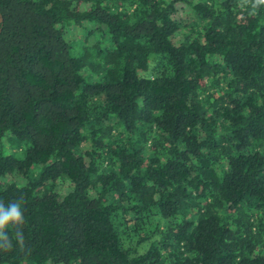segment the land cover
Wrapping results in <instances>:
<instances>
[{
    "label": "trees",
    "instance_id": "trees-1",
    "mask_svg": "<svg viewBox=\"0 0 264 264\" xmlns=\"http://www.w3.org/2000/svg\"><path fill=\"white\" fill-rule=\"evenodd\" d=\"M255 4L0 0V264H264Z\"/></svg>",
    "mask_w": 264,
    "mask_h": 264
},
{
    "label": "clouds",
    "instance_id": "clouds-1",
    "mask_svg": "<svg viewBox=\"0 0 264 264\" xmlns=\"http://www.w3.org/2000/svg\"><path fill=\"white\" fill-rule=\"evenodd\" d=\"M258 5H264V0H256L253 6L255 9ZM24 198L19 200H12L5 204L0 200V245L10 249L12 247L11 239L8 229H14L15 239L24 245V224L25 217L22 209Z\"/></svg>",
    "mask_w": 264,
    "mask_h": 264
},
{
    "label": "rangeland",
    "instance_id": "rangeland-1",
    "mask_svg": "<svg viewBox=\"0 0 264 264\" xmlns=\"http://www.w3.org/2000/svg\"><path fill=\"white\" fill-rule=\"evenodd\" d=\"M175 18L181 19V20L184 19L183 10H182V6L181 5L177 6V14H176ZM25 150H26L25 146L21 145L20 143H17V142L11 143V144L9 143L8 146L5 147V152L6 153L12 154V155H14L17 158H24ZM59 191L62 194H67L68 193V190H66L64 188H60Z\"/></svg>",
    "mask_w": 264,
    "mask_h": 264
},
{
    "label": "water",
    "instance_id": "water-1",
    "mask_svg": "<svg viewBox=\"0 0 264 264\" xmlns=\"http://www.w3.org/2000/svg\"><path fill=\"white\" fill-rule=\"evenodd\" d=\"M1 22H2V19H1ZM0 33H1V28H0Z\"/></svg>",
    "mask_w": 264,
    "mask_h": 264
}]
</instances>
